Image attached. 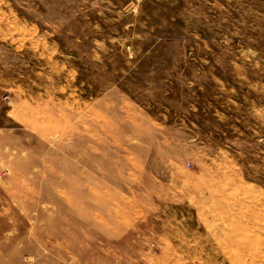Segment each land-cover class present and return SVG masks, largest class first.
I'll return each instance as SVG.
<instances>
[{
  "label": "rangeland",
  "instance_id": "obj_1",
  "mask_svg": "<svg viewBox=\"0 0 264 264\" xmlns=\"http://www.w3.org/2000/svg\"><path fill=\"white\" fill-rule=\"evenodd\" d=\"M0 264H264V0H0Z\"/></svg>",
  "mask_w": 264,
  "mask_h": 264
}]
</instances>
